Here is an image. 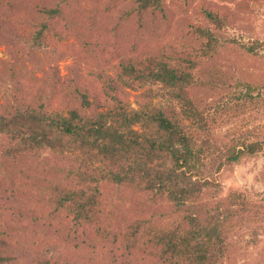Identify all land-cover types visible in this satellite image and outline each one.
Segmentation results:
<instances>
[{
	"label": "rangeland",
	"instance_id": "1",
	"mask_svg": "<svg viewBox=\"0 0 264 264\" xmlns=\"http://www.w3.org/2000/svg\"><path fill=\"white\" fill-rule=\"evenodd\" d=\"M50 2L65 6L73 24L81 26L86 34L99 30L98 36L110 34L113 41L134 42L157 56L175 52L183 55L199 48L200 42L189 26H208L201 15L203 9L217 12L226 18L225 27L216 31L224 44L211 58H200V65L191 73L220 86L215 85L217 91L195 87L191 95L206 106L219 99L222 82L233 84L236 80L256 86L254 97L260 90L264 92V51L254 56L239 44L264 42V0H164L163 15L146 13L142 20L135 14L132 0L117 4L111 0ZM25 7L26 0H17L2 4L0 10V105L17 107L24 89L38 85L36 104L50 111L54 97L63 96L62 91L71 93L86 75V68L74 58L64 59L62 54L36 50L31 42L5 36L6 32H16L17 20H26ZM232 39L236 42H229ZM109 45H101L98 51L106 52ZM90 48L96 51L98 45L92 42ZM105 73L115 77L108 68ZM135 98L136 94L129 92L130 105L136 109ZM262 100L261 107L254 106L246 112L233 109L216 119L211 129L215 143L227 146L232 137L239 135L264 141L263 95ZM175 111L174 119L180 126L192 130L181 118L178 105ZM10 145L7 135L0 133V156ZM6 160L10 176L0 180V232L11 248L9 255L18 264H163L154 257L145 239L138 241V250L127 251L126 233L133 224L149 221L150 225L171 227L188 214L204 224L218 216V209L228 208L232 209L228 219L220 217L221 257L206 264H264V156L260 153L224 167L213 175L214 185L203 188L178 212L166 199L149 201L135 185L117 186L102 181L96 191L99 213L85 225L76 221L70 210L57 211L49 201L62 190H88L92 186L81 176L85 171L74 156L41 149L35 155L21 153ZM231 202L237 204L230 205Z\"/></svg>",
	"mask_w": 264,
	"mask_h": 264
},
{
	"label": "trees",
	"instance_id": "2",
	"mask_svg": "<svg viewBox=\"0 0 264 264\" xmlns=\"http://www.w3.org/2000/svg\"><path fill=\"white\" fill-rule=\"evenodd\" d=\"M15 1L0 0V10L2 4ZM111 1L117 4L131 0ZM132 1L140 20L146 13L165 12L164 0ZM23 10L26 20H17L19 28L16 32L5 31V36L31 42L36 50L62 54L64 59L74 58L86 68V75L71 93L62 91L63 96L54 97L50 111L36 104L38 85L24 89L17 107L0 105V133L6 134L12 144L0 156V180L10 176L8 156L35 155L41 149L69 153L83 167L85 172L81 176L92 186L88 190H62L49 201L57 211L70 210L76 221L88 224L99 213L96 191L102 181L117 186L135 185L137 192L146 194L149 201L166 199L178 212L203 188L211 186L214 176L224 167L258 153L264 156V141H251L248 135H239L232 137L229 145L220 147L211 131L216 119L230 114V110L246 112L254 106L261 107L264 92L261 94L260 90L254 97L256 86L236 80L233 84L222 82L219 99L209 105L201 106L191 95L195 87L217 91L215 85L220 86L191 73L200 65V58H211L217 47L224 44L216 36V31L226 24V18L219 13L203 9L201 15L208 26H189L200 42L199 48L183 55L175 52L157 56L134 42L113 41L110 34L98 36L99 30L86 34L81 26L73 24L65 6L51 4L50 0H26ZM92 42L98 45L96 51L90 48ZM107 43L110 45L105 47L106 52L98 51ZM239 44L254 56L264 51V42L258 40L249 45ZM1 64L0 60V67ZM106 68L114 71L115 77L106 75ZM129 92L136 94V109L130 105ZM177 105L181 118L192 130L174 119ZM231 211L218 209V216L204 224L192 214L184 215L171 227L150 225L149 221L135 223L126 233L129 240L125 248L128 252L138 250V241L145 239L154 250V257L163 264L216 261L223 246L220 217L228 219ZM3 235L0 232V264H18L9 255L11 248Z\"/></svg>",
	"mask_w": 264,
	"mask_h": 264
}]
</instances>
